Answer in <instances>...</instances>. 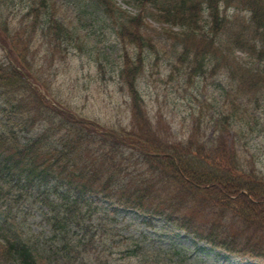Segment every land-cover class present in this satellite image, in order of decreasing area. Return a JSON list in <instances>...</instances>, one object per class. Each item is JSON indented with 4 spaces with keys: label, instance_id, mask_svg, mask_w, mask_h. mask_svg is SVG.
<instances>
[{
    "label": "trees",
    "instance_id": "16d2710c",
    "mask_svg": "<svg viewBox=\"0 0 264 264\" xmlns=\"http://www.w3.org/2000/svg\"><path fill=\"white\" fill-rule=\"evenodd\" d=\"M16 1L23 4L19 14ZM137 1L143 10L131 14L114 0H81L108 18L119 45L116 66L101 55L96 62L100 72L116 71L131 123L107 126L56 98L41 71L40 47L48 43L52 64L61 45L76 47L64 5L0 0V43L9 49L0 61V264H116L107 245L101 251L94 238L96 227L109 228L93 221L102 199L116 204L115 211L134 208L149 224L160 216L214 248L264 263V172L248 162L247 142L231 134L241 117L239 99L264 92V0L260 6L255 0ZM147 17L169 25L162 29L174 39L171 78L183 72L189 81L217 75L226 80L219 88L231 107L208 117L205 107L216 108L214 101L193 96L190 124L177 138L169 127L154 125L140 87L149 60L158 57L156 40L144 30ZM188 206L214 210L217 218L210 228L196 226L184 215ZM35 208L51 240L35 232L29 218ZM229 219L257 238L222 236L220 223ZM118 238L121 258L146 255L140 252L147 249L143 241L127 255L131 238Z\"/></svg>",
    "mask_w": 264,
    "mask_h": 264
},
{
    "label": "rangeland",
    "instance_id": "374dc122",
    "mask_svg": "<svg viewBox=\"0 0 264 264\" xmlns=\"http://www.w3.org/2000/svg\"><path fill=\"white\" fill-rule=\"evenodd\" d=\"M114 1L122 10L131 14H138L142 9L140 7L142 4L137 0ZM59 2L64 5L62 13L72 26L76 47L61 45L56 51L57 60L51 58L53 64L46 56L48 43L38 50L39 63L44 64L41 71L45 72L51 81L53 94L63 103L104 125L121 126V124L131 123L128 96L117 83L116 71L112 69L105 73L100 72L96 62L101 55L104 63L115 61L113 67L117 64L119 45L116 44V34L108 26V18H104L101 11L92 4L82 6L81 0H59ZM255 2L260 6L262 0H255ZM15 3L13 8L16 14H19L23 4L19 1ZM164 26L169 25L156 22L151 17L146 18L144 30L156 40L159 58L149 60L150 64L140 82V87L145 95L146 107L153 118L154 125L157 129H163L162 126H165V129L169 127L177 138L175 133L182 136L190 124V115L197 104L193 96L197 95L201 100L209 97L214 101L216 108L205 107L208 117L213 112L217 116L216 109H229L231 104H225V98L221 95L222 89L219 88V84L226 82L222 76L197 77L189 81L183 72H178L171 78L169 71L173 69V61L175 62V46L174 39L163 32ZM4 52L0 44V61L5 58ZM60 52L66 55L63 61L58 57ZM239 54L242 55V52ZM256 99L259 101L256 102ZM239 100L243 104L241 117L233 124L231 134H237V140L240 138L242 145L247 142L248 162L256 164L264 172V92L258 98ZM211 133L210 130L208 134L211 135ZM129 151L132 152V149ZM165 197L166 195L163 196ZM182 202L185 203V200L182 199ZM100 205L103 206V210L94 214L93 221L98 223L101 219L108 223L109 228L102 231L96 227L98 233L94 238L99 243L101 251L107 245L106 251L111 255L109 258L116 264L117 262L118 264H142L143 259L148 260V264H154L155 260L162 261L159 264H263L256 260L251 262L246 260L248 258L243 259L225 249L213 248L209 243L200 242L193 235L176 229L159 216L153 218L152 223L149 224L147 223L149 217L138 210L118 208L115 211L116 204L110 205V202L105 199H102ZM34 210L36 215H31L29 218L34 222L35 232L38 231L41 237L51 240L53 237L50 234L49 225L42 221L39 210L37 208ZM184 215L188 220L196 223V226L206 228H210L212 219L217 218L214 210L198 211L195 207L189 206L185 208ZM220 226V231L226 230L222 236L230 233L240 242L242 240L246 242L245 239L248 238L252 240L257 238L254 230L232 219L221 221ZM236 233L238 235H235ZM120 235L123 239L131 238L127 246L131 252L127 255L134 254L135 247H138L141 241L147 249L140 252L146 255L138 252L137 255L121 258L119 250L123 243L119 241ZM91 248L89 250H92Z\"/></svg>",
    "mask_w": 264,
    "mask_h": 264
}]
</instances>
